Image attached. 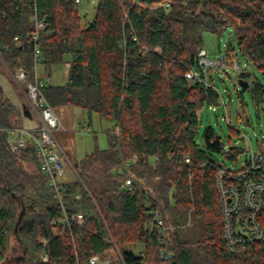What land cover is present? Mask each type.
<instances>
[{"label":"trees","instance_id":"1","mask_svg":"<svg viewBox=\"0 0 264 264\" xmlns=\"http://www.w3.org/2000/svg\"><path fill=\"white\" fill-rule=\"evenodd\" d=\"M35 6L48 16L43 63L70 66L66 83L45 85L44 97L53 110L99 115L120 135L76 162L78 177L63 184L64 207L84 219L66 224L32 141L19 148L10 139L8 129L25 128L28 104L16 105L0 84V263L19 252L20 264H84L94 255L160 264V206L176 264H264V240L237 253L226 247L214 165L224 166L217 154L236 161L243 150L211 126L199 143V113L219 97L186 78L198 66L204 33L231 28L241 56L261 72V82L247 69L238 77L250 82L260 108L264 0H100L89 23L75 0H0V54L11 69L33 66ZM134 155L138 185L129 189L122 164Z\"/></svg>","mask_w":264,"mask_h":264},{"label":"built area","instance_id":"2","mask_svg":"<svg viewBox=\"0 0 264 264\" xmlns=\"http://www.w3.org/2000/svg\"><path fill=\"white\" fill-rule=\"evenodd\" d=\"M76 4H81L82 0H75ZM34 30L30 34L33 42V66L31 70L22 67H14L10 70L9 77L24 88L29 110L36 114L39 119L37 126L33 128H10L8 132L10 139L17 142L19 148L26 146L28 141H32L36 152L39 168L47 176L48 185L52 188L55 198L61 205L64 213L63 222L82 223L84 216L81 212L68 214L64 207L63 182L60 178L65 174V158L61 146L56 137V133L64 130L61 121L55 114L53 108L42 93L45 83L38 76V67L43 63V54L40 48V38L42 32L48 27V16L46 12H39L35 6L31 16ZM19 41V37H15ZM0 54V67L9 70L2 62ZM231 70L239 77L246 70L235 60L229 51L217 59H209L208 52L201 48L198 53V66L186 72V78L194 84H200L206 88L221 94L211 84L210 72L223 73ZM0 71L1 78L5 74ZM4 90L5 87L3 86ZM6 93V91H5ZM224 105V100L220 102ZM228 118V117H226ZM84 134H90L91 128L86 127ZM109 137L118 139L120 132L117 127H112L108 133ZM190 162V159H186ZM137 161V156L123 160V169L126 172L124 186L132 189L138 185L132 174V167ZM216 168V188L219 193L221 203V215L223 221V239L229 252L237 253L246 250L249 246L264 240V144L256 151L253 148L245 151L244 165L240 169H230L227 166L214 165ZM152 199L154 195L145 191ZM78 197V195H76ZM155 226L159 230L158 243L160 250V264H176L175 254L170 246L169 229L165 224L162 209L158 206L154 210ZM58 223L54 221L53 224ZM42 260L46 262L48 256L42 255ZM84 264H115L112 257L102 258L99 255L89 257ZM122 264H125L122 262Z\"/></svg>","mask_w":264,"mask_h":264},{"label":"rangeland","instance_id":"3","mask_svg":"<svg viewBox=\"0 0 264 264\" xmlns=\"http://www.w3.org/2000/svg\"><path fill=\"white\" fill-rule=\"evenodd\" d=\"M100 0H82L79 4L80 16L84 23L91 22L96 14ZM85 25V24H84ZM208 52L209 59H217L228 51L232 57L238 61L244 69L251 73V78L255 81H263L261 72L253 64H247L246 60L239 53V45L234 31L229 28L222 34H214L206 32L203 35V45ZM233 50L235 51L233 55ZM2 62L8 67L6 70L0 67V71L5 74L1 78V83L8 91V95H13L10 99L15 103H20L18 95H14L15 90L22 95V102H27L24 88L16 84L9 77V66L2 58ZM67 63L53 64L46 67L41 63L38 67V76L43 80L45 85L59 86L66 82L67 78ZM2 74V75H3ZM211 84L221 94L216 103H207L200 111L199 116L201 125L198 130L197 139L202 142V137L205 129L211 126L216 133L220 135L228 146L232 142L238 148L243 150L242 154L236 161L229 160L225 154H217L216 158L220 163H223L230 169H240L244 165L245 151L253 148L258 150L264 144V104L258 108L252 99L250 90L242 92L237 80L238 76L235 72L228 70L223 73L210 72ZM241 96L243 98L241 99ZM224 100V105L220 102ZM244 102L242 108L241 102ZM59 120L63 122L64 130L57 132L56 137L59 144L65 151V174L60 178L61 182H71L78 177V169L76 162L81 161L86 155L93 153L96 148L105 149L108 147V133L111 129V124L106 119H101L99 115H90L87 111H82L76 107H62L54 110ZM75 115L81 116L74 127ZM228 117V118H226ZM240 117V118H239ZM61 122V123H62ZM26 126H34L35 123L31 120H25ZM66 128H65V127ZM90 127L91 133L84 134V128ZM27 128V127H26ZM238 131L239 134L234 133ZM97 140L95 141V135ZM43 242V240H42ZM136 250H140L135 247ZM21 253L9 252L8 259L0 264H20L17 261ZM117 263L116 255L112 256Z\"/></svg>","mask_w":264,"mask_h":264},{"label":"crops","instance_id":"4","mask_svg":"<svg viewBox=\"0 0 264 264\" xmlns=\"http://www.w3.org/2000/svg\"><path fill=\"white\" fill-rule=\"evenodd\" d=\"M69 68H70V66H69V64H67V66H66V69H67V78H68V73H69ZM67 78H66V81H67ZM66 83V82H65ZM64 83V84H65ZM63 84V85H64ZM5 91H6V95L8 96V97H11V96H13V95H8V91L5 89ZM19 92V91H18ZM16 90H15V92L13 91V94L14 95H18V98H19V100H20V103H15L16 105H21L22 104V100H21V98H20V94L18 93ZM28 108V107H27ZM29 109V108H28ZM30 111V110H29ZM80 117L81 116H78V115H75V119H74V127L76 126V123L79 121V119H80ZM31 120V121H33L34 123H35V125L34 126H26L25 125V127H27V128H33V127H35V126H37V124H38V122H39V119H38V117L36 116V114H33L31 111H30V117H27V120ZM60 121H61V119H60ZM62 122V121H61ZM62 126H63V122H62ZM65 127V126H64ZM66 128V127H65ZM61 146V145H60ZM61 149H62V152H63V155H64V157L66 158V156H65V151H64V149L61 147Z\"/></svg>","mask_w":264,"mask_h":264},{"label":"water","instance_id":"5","mask_svg":"<svg viewBox=\"0 0 264 264\" xmlns=\"http://www.w3.org/2000/svg\"><path fill=\"white\" fill-rule=\"evenodd\" d=\"M237 83L239 87L241 88L242 92H246L250 86V82H248L247 80L243 78H238ZM23 111L26 117H30V111L26 105H23Z\"/></svg>","mask_w":264,"mask_h":264},{"label":"bare ground","instance_id":"6","mask_svg":"<svg viewBox=\"0 0 264 264\" xmlns=\"http://www.w3.org/2000/svg\"><path fill=\"white\" fill-rule=\"evenodd\" d=\"M123 262V261H122Z\"/></svg>","mask_w":264,"mask_h":264}]
</instances>
